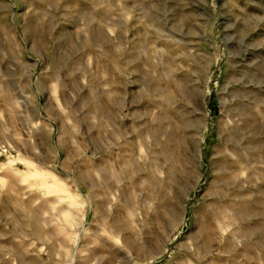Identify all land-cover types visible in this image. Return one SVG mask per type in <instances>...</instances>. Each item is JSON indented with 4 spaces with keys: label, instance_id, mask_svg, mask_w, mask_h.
Returning a JSON list of instances; mask_svg holds the SVG:
<instances>
[{
    "label": "rangeland",
    "instance_id": "rangeland-1",
    "mask_svg": "<svg viewBox=\"0 0 264 264\" xmlns=\"http://www.w3.org/2000/svg\"><path fill=\"white\" fill-rule=\"evenodd\" d=\"M0 264H264V0H0Z\"/></svg>",
    "mask_w": 264,
    "mask_h": 264
}]
</instances>
